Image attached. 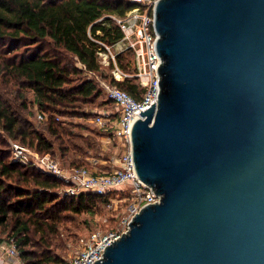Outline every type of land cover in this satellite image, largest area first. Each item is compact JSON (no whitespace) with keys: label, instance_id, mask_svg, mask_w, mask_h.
<instances>
[{"label":"water","instance_id":"obj_1","mask_svg":"<svg viewBox=\"0 0 264 264\" xmlns=\"http://www.w3.org/2000/svg\"><path fill=\"white\" fill-rule=\"evenodd\" d=\"M154 29L131 154L159 200L93 264H264V0H158Z\"/></svg>","mask_w":264,"mask_h":264},{"label":"trees","instance_id":"obj_2","mask_svg":"<svg viewBox=\"0 0 264 264\" xmlns=\"http://www.w3.org/2000/svg\"><path fill=\"white\" fill-rule=\"evenodd\" d=\"M130 8L128 0H0V242L15 243L21 264H69L60 252L61 227L88 214L90 228L106 199L61 196L53 177L11 162L9 143L40 156L58 154L67 169L86 167L88 157L108 158L96 126L64 119L88 117L81 109L102 94L96 78L114 83L99 63L96 41L120 40L108 16L122 17ZM131 60L129 50L117 64L131 73ZM116 85L139 97L134 79ZM40 113L49 117L37 122Z\"/></svg>","mask_w":264,"mask_h":264},{"label":"built area","instance_id":"obj_3","mask_svg":"<svg viewBox=\"0 0 264 264\" xmlns=\"http://www.w3.org/2000/svg\"><path fill=\"white\" fill-rule=\"evenodd\" d=\"M131 8L122 17L108 16L121 32V38L112 45L96 41L100 46L98 60L102 67L109 68L114 83L104 78H96L98 87L110 101L114 111H101L96 114L93 124L101 132L99 145L101 151L108 152L106 164L102 168L84 166L67 169L49 155H38L35 151L11 141L10 160L23 166H30L42 174L53 177L63 185V196L72 197L88 193L106 199L105 208L112 213L115 226L104 233L91 232L80 240L69 264H93L100 260L104 250L129 230V223L147 205L158 202L159 197L137 176L131 154V129L141 118L139 112L157 103L158 75L156 69L160 58L156 51V32L154 29V8L158 0H128ZM100 20V19H99ZM132 52L133 71L125 72L119 68L117 57ZM134 79L139 97L134 98L120 89L116 83ZM38 121L45 115L37 114ZM1 245V251L14 262H19L15 243L11 240Z\"/></svg>","mask_w":264,"mask_h":264},{"label":"rangeland","instance_id":"obj_4","mask_svg":"<svg viewBox=\"0 0 264 264\" xmlns=\"http://www.w3.org/2000/svg\"><path fill=\"white\" fill-rule=\"evenodd\" d=\"M131 64V62H130ZM131 68V66H130ZM105 75H108V71H104ZM89 77V75H88ZM114 111V107L113 105L110 103L109 100H107L105 98L104 94H101L99 96V98L97 99L96 103L92 104V105H85L81 111H83L84 113L88 114V117L85 119L82 118H71V117H67L64 119V122H68L71 121L73 123H87V127L89 129H92V127H95V125L93 124V120L94 117L96 116V114L98 112L101 111ZM49 117V113H45V119H47ZM56 120H58V118H56ZM63 122V118L59 119V121ZM37 122H40L36 119ZM99 141V139H98ZM55 159L61 166L63 159L59 158V155L56 154L54 156ZM102 158V157H100ZM97 158H93V157H88L86 159L87 162V166L86 167H94L92 165V160ZM101 159L97 160V163L95 165V167L98 168H102L103 166L99 165L100 163H98ZM86 165V164H85ZM64 167V166H63ZM63 188V185H61V187L59 188V194L61 196V189ZM88 214H81L78 216V219L76 221H72V222H66L60 230V234H59V238L62 240V248H61V256L62 258L68 263L71 259V257L74 255V252L76 250H78L79 245H80V240L87 237L91 232L93 231H99L101 233L107 232L109 230H111L114 226H115V222L112 219V213L108 212L105 208L104 205V209L100 208L97 213L92 216L91 221H92V226L90 228H87L86 225V220H87Z\"/></svg>","mask_w":264,"mask_h":264},{"label":"crops","instance_id":"obj_5","mask_svg":"<svg viewBox=\"0 0 264 264\" xmlns=\"http://www.w3.org/2000/svg\"><path fill=\"white\" fill-rule=\"evenodd\" d=\"M98 163L102 164L103 166V160H100ZM1 245H3V243H0V264H21L20 262H14L9 260L5 254L1 251Z\"/></svg>","mask_w":264,"mask_h":264}]
</instances>
